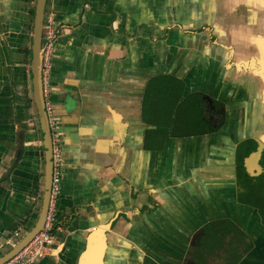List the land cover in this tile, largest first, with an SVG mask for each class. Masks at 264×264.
Segmentation results:
<instances>
[{"label":"crops","instance_id":"crops-1","mask_svg":"<svg viewBox=\"0 0 264 264\" xmlns=\"http://www.w3.org/2000/svg\"><path fill=\"white\" fill-rule=\"evenodd\" d=\"M221 1H56L65 29L51 75L64 151L61 229L30 264H77L87 233L112 220L106 264H182L197 232L219 218L255 238L238 264H264L261 214L239 199L242 141L235 153L232 143L243 122L227 128L235 89L208 55L216 49L208 43L218 42L207 20L222 16ZM35 6L0 0V256L16 228L34 226L44 194L31 72ZM154 81L163 90L150 91ZM207 99L222 104L220 123L209 118ZM148 131L154 139L146 144Z\"/></svg>","mask_w":264,"mask_h":264},{"label":"water","instance_id":"water-1","mask_svg":"<svg viewBox=\"0 0 264 264\" xmlns=\"http://www.w3.org/2000/svg\"><path fill=\"white\" fill-rule=\"evenodd\" d=\"M46 3L47 0H36L31 57L34 103L45 148L43 200L38 220L34 226L23 233L19 240L0 256V264L16 255L42 230L49 210L53 180V149L41 74L42 28ZM221 8L222 16H209L207 20V34L213 33L216 36L213 42H218L208 43L211 47H216L213 55L211 56L209 53L208 55L211 58L217 56V62H219L217 69L228 82L230 89L231 86L235 89V92L230 94L231 96L227 95L228 99H231L232 95L234 96L237 92L234 104H230L228 118L230 122L227 128L231 133L230 125H234L240 120L243 122V127L233 134L235 140L232 143V151L235 153V148L241 141L254 138L258 143L257 150L253 151L245 160L250 172L257 174L254 172L252 161L259 159L264 150V0H222ZM54 113L56 115L55 104ZM56 119L59 124L58 117ZM60 137L63 140L61 134ZM255 167L259 171L261 170L259 164ZM112 221L98 223L87 233L85 245L78 257L77 264H106L108 252L113 245ZM6 235L8 236V233ZM124 242L129 243V241Z\"/></svg>","mask_w":264,"mask_h":264},{"label":"flooded vegetation","instance_id":"flooded-vegetation-1","mask_svg":"<svg viewBox=\"0 0 264 264\" xmlns=\"http://www.w3.org/2000/svg\"><path fill=\"white\" fill-rule=\"evenodd\" d=\"M56 1L57 0H47L44 22H45V19L50 9L54 7L53 9L55 13L57 12V9L55 8ZM56 18H57V13H56ZM44 22H43V25H44ZM58 30H59V33H58L59 37L57 41V49H58V43L60 41V38L62 37L65 31L62 23L59 24ZM44 44H45V41H44V34H43V28H42V50L44 48ZM57 49H56V52H57ZM42 59H43V51H42ZM41 74H42V70H41ZM173 82L175 83L174 85L179 86V82L178 83L176 81H173ZM42 85H43V80H42ZM153 88H154V91H157L159 89V83L154 81V83L150 87V91ZM53 91H54V88L52 85L51 98L53 95ZM43 93H44V85H43ZM149 94L150 92L148 93V95ZM44 100H45V108H46L47 97L45 96V93H44ZM146 104L149 106L150 105L149 101ZM205 105L208 108L210 119L214 120L216 123H220L223 119H225L224 108L221 103L215 102L212 99H207L205 101ZM50 127H51V134H52V149H53V141H54L55 136L57 134H62V132L59 130L57 125L51 126L50 124ZM152 136H154V132L148 131L146 134V144H148V139L149 140L154 139V137L152 138ZM61 144H62V141H61ZM257 147H258V143L254 138L253 139L248 138L242 141L241 144L238 146L237 154H236V165H237L238 183L240 185L239 199L242 202L258 207V210L261 214V221H263V224H264V150L259 159H257L256 161H252V164L254 165V168H255L254 172L257 174H253L250 172L249 166L247 165L246 160H245L253 151L257 150ZM258 164L261 168L260 171L255 167ZM221 219H228L231 222H233V220L230 218H219V219L211 220L207 222L206 224L208 223L211 224L212 222L214 223L215 221H218ZM206 224H204V226L202 227H205ZM202 229L203 228H201L197 232L196 237H195L196 239L194 243L190 245L188 249V254L184 258L182 264H189V263L198 264V262L201 260L200 256L202 255L206 256L205 264H230L236 257L239 256V254H242L243 256L246 254L244 253V249L249 244H253V247L251 248V250L255 246V238L253 236L251 237L250 234H248L245 230L244 231L249 236L241 237V239L239 237L238 232L232 231L225 237V240L223 243L219 242L218 244H216V246L212 250H209L206 248L205 244L204 245L201 244L202 240L200 241L201 239L200 233ZM205 236L206 234L203 236V238Z\"/></svg>","mask_w":264,"mask_h":264},{"label":"built area","instance_id":"built-area-1","mask_svg":"<svg viewBox=\"0 0 264 264\" xmlns=\"http://www.w3.org/2000/svg\"><path fill=\"white\" fill-rule=\"evenodd\" d=\"M54 8V7H53ZM50 9L43 25L44 48L42 59V80L44 85V93L47 97L46 110L51 126H58L57 119L54 113V102L51 98L52 93V67L53 60L56 56L57 41H58V26L59 20L56 18L54 9ZM60 134H57L53 141V180L50 196L49 210L45 224L40 232L22 248L11 259L3 264H30L35 263L44 258L49 250L54 246L60 232L58 222V203L62 183V144ZM22 235V227H18L14 232L7 237L6 243L13 245L18 241V237Z\"/></svg>","mask_w":264,"mask_h":264},{"label":"trees","instance_id":"trees-1","mask_svg":"<svg viewBox=\"0 0 264 264\" xmlns=\"http://www.w3.org/2000/svg\"><path fill=\"white\" fill-rule=\"evenodd\" d=\"M159 90H163L162 88H160ZM165 91V90H164ZM161 95L159 94H155L154 98H156V100H154L155 102H160L165 98V93L159 92ZM161 96L159 98H157V96ZM248 139V138H247ZM253 139V138H252ZM157 146V145H156ZM155 147V145H154ZM202 231H201V239L202 240L201 244L206 246L207 249L212 250L216 244H218L219 242H224L225 237L231 233L232 231H236L239 233V237L241 239V237H246L249 236L242 228H240L238 225H236L235 223L231 222L228 219H221L218 221H215L214 223L212 222L211 224H206L205 227H202ZM204 233V234H203ZM206 234V236L203 238V236ZM203 235V236H202ZM207 237V238H206ZM206 239V241H205ZM199 241V243H200ZM253 247V244H249L245 249H244V253H247L251 250V248ZM200 256V255H199ZM242 254H239L238 257H236L231 263L232 264H238L240 262V260L242 259ZM200 261L198 262V264H205L206 263V256H200ZM230 263V264H231Z\"/></svg>","mask_w":264,"mask_h":264},{"label":"rangeland","instance_id":"rangeland-1","mask_svg":"<svg viewBox=\"0 0 264 264\" xmlns=\"http://www.w3.org/2000/svg\"><path fill=\"white\" fill-rule=\"evenodd\" d=\"M237 94L235 93V96H236ZM235 98H237V96L235 97Z\"/></svg>","mask_w":264,"mask_h":264}]
</instances>
